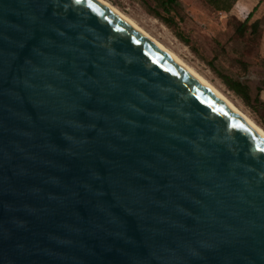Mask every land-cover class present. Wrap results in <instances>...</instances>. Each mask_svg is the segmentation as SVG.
I'll return each instance as SVG.
<instances>
[{"label": "water", "instance_id": "1", "mask_svg": "<svg viewBox=\"0 0 264 264\" xmlns=\"http://www.w3.org/2000/svg\"><path fill=\"white\" fill-rule=\"evenodd\" d=\"M0 264H264V138L101 0H0Z\"/></svg>", "mask_w": 264, "mask_h": 264}, {"label": "rangeland", "instance_id": "2", "mask_svg": "<svg viewBox=\"0 0 264 264\" xmlns=\"http://www.w3.org/2000/svg\"><path fill=\"white\" fill-rule=\"evenodd\" d=\"M103 1L203 76L264 129V10L239 33V21L218 12L204 0H177L179 7L172 14L181 20L176 28L166 26L146 10L145 2L155 6V0ZM254 21L257 26L251 32L249 24ZM176 30L188 37V44L175 36ZM220 74L247 83L252 97L259 94V99L245 104L228 89Z\"/></svg>", "mask_w": 264, "mask_h": 264}, {"label": "trees", "instance_id": "3", "mask_svg": "<svg viewBox=\"0 0 264 264\" xmlns=\"http://www.w3.org/2000/svg\"><path fill=\"white\" fill-rule=\"evenodd\" d=\"M223 1V0H218ZM156 5L151 6L150 4L145 2L146 10L152 14L154 17L158 18L163 24H165L168 27L176 28L178 25V21L181 20V17H178V19H175L173 12H177L178 1L177 0H155ZM211 6L215 10H228L231 6V4H211ZM250 15L242 22L239 23L238 27L236 28V31L239 33H243V30L248 26ZM251 29V32L255 31V27L257 26V21L252 22L249 24ZM175 36L180 39L185 44L189 43L188 37H186L181 31L176 30ZM242 66L245 69L246 64L242 62ZM222 77L225 85L228 87V89L232 90L236 95L242 98L245 104L250 105L253 101H257L259 99V94H257L255 97H252L251 95V89L250 86L240 80L233 79L227 75L220 74Z\"/></svg>", "mask_w": 264, "mask_h": 264}, {"label": "bare ground", "instance_id": "4", "mask_svg": "<svg viewBox=\"0 0 264 264\" xmlns=\"http://www.w3.org/2000/svg\"><path fill=\"white\" fill-rule=\"evenodd\" d=\"M104 2L109 8H111L114 12L119 14L122 18H124L130 25L135 27L138 31H140L142 34L150 38L159 48H161L163 51H165L169 56H171L179 65H181L186 71H188L190 74H192L196 79H198L207 89H209L215 96L220 98L230 109H232L238 116H240L242 119H244L260 136L264 138V129L259 126L257 123H255L248 115H246L239 107H237L231 100H229L218 88H216L214 85H212L210 82H208L203 76L198 74L195 70H193L190 66H188L186 63H184L180 58H178L176 55L171 53L168 49H166L163 45L155 41L152 37H150L148 34H146L144 31H142L135 23H133L129 18H127L125 15H123L121 12L116 10L114 7L109 5L107 2L101 0Z\"/></svg>", "mask_w": 264, "mask_h": 264}, {"label": "crops", "instance_id": "5", "mask_svg": "<svg viewBox=\"0 0 264 264\" xmlns=\"http://www.w3.org/2000/svg\"><path fill=\"white\" fill-rule=\"evenodd\" d=\"M208 5L211 4H231L228 10H217L218 12L232 17L234 20L240 22L244 21L249 15L251 18L256 19L258 14L264 10V0H204Z\"/></svg>", "mask_w": 264, "mask_h": 264}]
</instances>
